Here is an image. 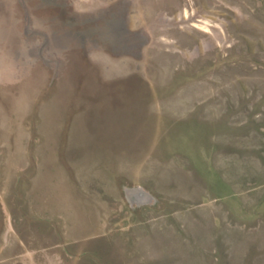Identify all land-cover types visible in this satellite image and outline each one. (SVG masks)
<instances>
[{"label": "rangeland", "instance_id": "1", "mask_svg": "<svg viewBox=\"0 0 264 264\" xmlns=\"http://www.w3.org/2000/svg\"><path fill=\"white\" fill-rule=\"evenodd\" d=\"M0 264H264V0H0Z\"/></svg>", "mask_w": 264, "mask_h": 264}, {"label": "water", "instance_id": "2", "mask_svg": "<svg viewBox=\"0 0 264 264\" xmlns=\"http://www.w3.org/2000/svg\"><path fill=\"white\" fill-rule=\"evenodd\" d=\"M126 190L131 202L134 204L151 203L155 199L153 193L147 191L142 186L128 187Z\"/></svg>", "mask_w": 264, "mask_h": 264}]
</instances>
